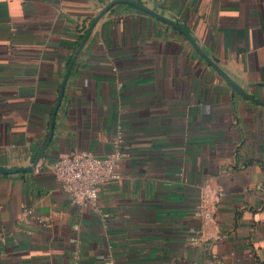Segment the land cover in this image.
Returning a JSON list of instances; mask_svg holds the SVG:
<instances>
[{
  "label": "crops",
  "instance_id": "0c3cea01",
  "mask_svg": "<svg viewBox=\"0 0 264 264\" xmlns=\"http://www.w3.org/2000/svg\"><path fill=\"white\" fill-rule=\"evenodd\" d=\"M110 1L0 0L1 166L33 163L76 30ZM137 1L264 100V0ZM118 148L120 178L103 185L98 209L73 205L51 166ZM77 263L264 264V105L128 3L102 17L78 57L46 160L0 173V264Z\"/></svg>",
  "mask_w": 264,
  "mask_h": 264
},
{
  "label": "built area",
  "instance_id": "2783aa9c",
  "mask_svg": "<svg viewBox=\"0 0 264 264\" xmlns=\"http://www.w3.org/2000/svg\"><path fill=\"white\" fill-rule=\"evenodd\" d=\"M124 155L121 148L102 155L92 151H73L58 159L51 169L61 181L73 205L97 210L103 185L120 178L117 169ZM27 212L31 213L32 210ZM191 231L195 233L192 240L196 241L200 231L195 228Z\"/></svg>",
  "mask_w": 264,
  "mask_h": 264
},
{
  "label": "water",
  "instance_id": "95a60500",
  "mask_svg": "<svg viewBox=\"0 0 264 264\" xmlns=\"http://www.w3.org/2000/svg\"><path fill=\"white\" fill-rule=\"evenodd\" d=\"M119 3H128L131 5H135L139 9L145 11L146 13H149L156 19H159L161 21L166 22L170 26L174 27L178 31H180L193 45V47L196 49V51L199 53V55L207 62L209 63L224 79L225 81L231 86L233 92H237L240 95L254 101L260 104L264 105V100H261L254 95L247 92L245 89L241 87L239 83H237L233 78H231L226 71L218 64V59L214 56H210L204 48L200 45L198 39L192 35L183 25H181L178 21L167 17L158 11L154 10L153 8H150L149 6L143 5L137 0H111L107 5H105L91 20L90 24L88 25L83 37L81 38L78 46L74 50V54L70 60V63L66 69L65 75L62 79V82L60 84L59 88V94L56 100V103L54 105L52 115L50 118V126H49V132L48 136L43 143L42 147L40 148L39 152L37 153L33 163L28 166H22V167H5L0 165V173H17V172H27V171H33L40 167V165L46 160L47 156V150L48 147L52 141L53 135H54V128L56 124V116L59 110V107L62 103L63 97L66 92L67 83L69 80V77L71 75L72 69L82 53L86 43L88 42L89 38L92 35V32L97 25V23L102 19V17L109 12L111 8H113L116 4Z\"/></svg>",
  "mask_w": 264,
  "mask_h": 264
},
{
  "label": "trees",
  "instance_id": "16d2710c",
  "mask_svg": "<svg viewBox=\"0 0 264 264\" xmlns=\"http://www.w3.org/2000/svg\"><path fill=\"white\" fill-rule=\"evenodd\" d=\"M92 18H93L92 16L87 17L85 19V21H83V23L78 26V28L76 30L77 36L75 37V41H74V49H76L77 45L79 44V42H80L81 38L83 37L88 25L91 22ZM69 61H70V59H69Z\"/></svg>",
  "mask_w": 264,
  "mask_h": 264
}]
</instances>
